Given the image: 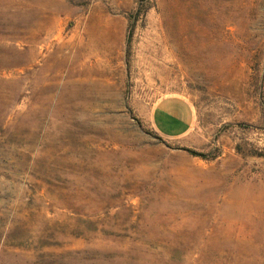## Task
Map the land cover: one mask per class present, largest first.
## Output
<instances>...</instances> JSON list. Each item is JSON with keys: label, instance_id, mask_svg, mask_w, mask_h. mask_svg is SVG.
<instances>
[{"label": "rangeland", "instance_id": "1", "mask_svg": "<svg viewBox=\"0 0 264 264\" xmlns=\"http://www.w3.org/2000/svg\"><path fill=\"white\" fill-rule=\"evenodd\" d=\"M0 264H264V0H0Z\"/></svg>", "mask_w": 264, "mask_h": 264}, {"label": "trees", "instance_id": "2", "mask_svg": "<svg viewBox=\"0 0 264 264\" xmlns=\"http://www.w3.org/2000/svg\"><path fill=\"white\" fill-rule=\"evenodd\" d=\"M160 140H162V139L160 138ZM181 150H183V151H185V152H187V153H189V154H191V155H193L195 157L206 158V155L197 153L196 151H193V150H190V149L183 148Z\"/></svg>", "mask_w": 264, "mask_h": 264}]
</instances>
